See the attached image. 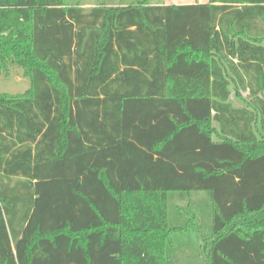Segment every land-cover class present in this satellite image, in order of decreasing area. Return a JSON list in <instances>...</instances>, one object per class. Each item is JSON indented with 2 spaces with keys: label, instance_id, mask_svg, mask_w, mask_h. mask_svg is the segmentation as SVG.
<instances>
[{
  "label": "trees",
  "instance_id": "1",
  "mask_svg": "<svg viewBox=\"0 0 264 264\" xmlns=\"http://www.w3.org/2000/svg\"><path fill=\"white\" fill-rule=\"evenodd\" d=\"M9 67L0 264H264V0H0Z\"/></svg>",
  "mask_w": 264,
  "mask_h": 264
},
{
  "label": "rangeland",
  "instance_id": "2",
  "mask_svg": "<svg viewBox=\"0 0 264 264\" xmlns=\"http://www.w3.org/2000/svg\"><path fill=\"white\" fill-rule=\"evenodd\" d=\"M88 9L103 0H67ZM205 0H156L160 4L182 5L196 2H204ZM207 1V0H206ZM29 89V81L24 77L23 71L18 67H9L6 72L0 73V94H7L12 97L22 96ZM246 93H242L245 96ZM202 194H197L191 199L201 198ZM187 200L175 201L176 206H185Z\"/></svg>",
  "mask_w": 264,
  "mask_h": 264
},
{
  "label": "crops",
  "instance_id": "3",
  "mask_svg": "<svg viewBox=\"0 0 264 264\" xmlns=\"http://www.w3.org/2000/svg\"><path fill=\"white\" fill-rule=\"evenodd\" d=\"M207 1L205 0L204 2H198V3H206ZM191 4V3H190ZM166 5H168V4H166Z\"/></svg>",
  "mask_w": 264,
  "mask_h": 264
}]
</instances>
